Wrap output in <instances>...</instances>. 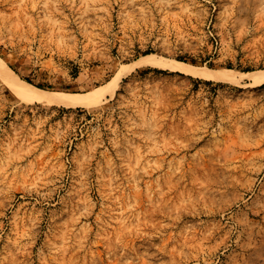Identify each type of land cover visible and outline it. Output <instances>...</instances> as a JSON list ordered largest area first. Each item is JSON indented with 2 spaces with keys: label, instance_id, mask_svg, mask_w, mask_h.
Instances as JSON below:
<instances>
[{
  "label": "rangeland",
  "instance_id": "obj_1",
  "mask_svg": "<svg viewBox=\"0 0 264 264\" xmlns=\"http://www.w3.org/2000/svg\"><path fill=\"white\" fill-rule=\"evenodd\" d=\"M264 0H0V264H264Z\"/></svg>",
  "mask_w": 264,
  "mask_h": 264
},
{
  "label": "bare ground",
  "instance_id": "obj_2",
  "mask_svg": "<svg viewBox=\"0 0 264 264\" xmlns=\"http://www.w3.org/2000/svg\"><path fill=\"white\" fill-rule=\"evenodd\" d=\"M137 64L168 67L172 70L181 71L205 79L227 81L237 84H241L245 80H248L246 82L250 85L264 83V69L239 71L233 68H224L217 70L208 66H199L181 60L163 57L154 53L144 55L135 63H132V66ZM121 73L122 72H119L118 75L114 76L107 82L85 92L45 90L32 83L20 80L17 73L0 56V78L16 95L28 101L59 103L65 106L93 104L105 96L115 93Z\"/></svg>",
  "mask_w": 264,
  "mask_h": 264
}]
</instances>
